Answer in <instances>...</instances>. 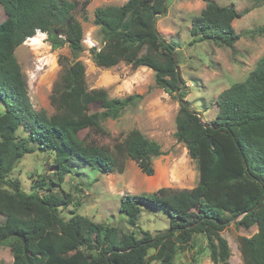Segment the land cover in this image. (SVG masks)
<instances>
[{
  "label": "trees",
  "instance_id": "trees-1",
  "mask_svg": "<svg viewBox=\"0 0 264 264\" xmlns=\"http://www.w3.org/2000/svg\"><path fill=\"white\" fill-rule=\"evenodd\" d=\"M78 6L77 0H0L5 13L0 22V102L4 105L0 112V244L10 248L11 264H173L177 248L186 249L195 233L205 235L213 264H231V250L221 231L235 216L244 229L257 227L251 236L239 238L245 263L264 264V55L243 81L219 94L217 114L205 126L200 112L185 100L187 86L178 75L175 45L156 28L165 0H128L120 6L97 7L94 22L101 28L103 45L91 51L99 67L111 68L122 61L135 69L149 67L156 84L180 102L174 135L197 163L198 183L192 188L162 187L122 196L119 211L132 229L123 223L95 222L75 211L66 220L60 209L73 204V197L38 192L44 186L51 190L52 184L62 185L67 174L80 173L78 165L101 173L123 172L125 165H119L117 156L127 155L150 176L155 171L153 159L163 154L159 142L138 129L115 143L116 155L109 146L80 137L89 105L99 104L102 118H117L143 95L111 98L104 89L87 88L85 65L79 59L84 47L74 13ZM243 13L208 0L191 20L192 42L233 47L240 38L233 21ZM139 16L143 18L136 25L142 32L133 34L130 30ZM37 29L47 32L54 50L68 45L73 57L68 62L60 56L62 72L53 91L51 115L32 106L15 54ZM257 31L263 33L264 26ZM37 149L54 156L57 181L43 179L34 186L36 190L27 192L19 179L9 176L25 155ZM146 211L164 212L169 228L156 235L143 231L139 236L136 229ZM151 248L155 250L148 256Z\"/></svg>",
  "mask_w": 264,
  "mask_h": 264
},
{
  "label": "rangeland",
  "instance_id": "rangeland-1",
  "mask_svg": "<svg viewBox=\"0 0 264 264\" xmlns=\"http://www.w3.org/2000/svg\"><path fill=\"white\" fill-rule=\"evenodd\" d=\"M77 1L79 6L74 13L81 25L80 40L84 47L79 59L85 65L87 88L92 91L104 89L111 98L130 94L143 95L141 100L125 108L117 118H102L100 114L103 110L100 105H89V118L80 131V137L87 142L93 140L105 144L116 155L115 143L123 142L132 129H138L147 138L159 142L163 154L153 159L155 171L150 176L127 155L117 156L119 165L126 167L123 172L114 170L101 173L88 166L78 165L76 169L80 170V173L67 174L62 185L52 184L51 190L44 186V189L39 188L38 192L71 195L73 204L60 209L61 216L66 220L75 211L89 216L95 222L114 226H121L123 223L124 227L132 229L127 224L126 217L119 211L122 196L151 193L162 187H194L199 179L198 166L188 155L185 145L175 139V118L180 102L156 84L154 71L149 67L135 69L124 61L111 68L99 67L93 59L91 48L83 43L84 38L89 35L99 46L103 45L101 28L94 22L97 7L120 6L128 0ZM207 1L165 0V11L156 17V28L176 47L179 71L187 86L185 100L191 108L200 112L203 121L209 122L217 114L216 99L219 94L233 83L243 81L258 59L264 55V32L257 31L264 26V3L256 4L254 0H213L219 5L234 7L238 12H244L242 17L233 21L240 38L233 47H228L206 40L192 42L191 20L200 14ZM141 18L143 16L136 19L131 33L142 32L136 25L137 20ZM4 19L5 13L0 7V22ZM28 42L26 39L18 46L15 54L28 84L32 106L37 111L45 110L51 115L55 111L51 103L53 91L62 72L60 56L67 57L68 62L72 61L73 57L68 45L54 50L48 42L41 44L38 41L40 44L35 48L29 46ZM2 109L4 110V105L1 103L0 112ZM53 157L49 152L37 149L25 155L9 177L19 179L22 188L27 192L36 190L34 186L38 187V182L43 179L57 181ZM239 219L240 217L233 218L221 231L231 250V264H246L240 250L239 238L251 236L257 230L256 225L244 229L238 225ZM169 224V217L164 212L146 211L140 217L136 232L139 236L143 235V231L156 235L166 231ZM154 250L155 248H151L148 256ZM12 260L10 248L0 244V264H11ZM173 264H213L205 235L195 233L193 241L186 249L177 248Z\"/></svg>",
  "mask_w": 264,
  "mask_h": 264
},
{
  "label": "built area",
  "instance_id": "built-area-1",
  "mask_svg": "<svg viewBox=\"0 0 264 264\" xmlns=\"http://www.w3.org/2000/svg\"><path fill=\"white\" fill-rule=\"evenodd\" d=\"M34 37H36L37 41L34 40ZM27 41H29L28 42L29 46H31L33 48L38 47L40 43L41 44H44V43H47L48 42V44H51L49 42V40H48V34H47V32L46 31H43L41 29H37L36 33L33 36L27 38ZM38 41L40 43H38ZM83 43H86L87 46L89 48H91V49H93V48H96L97 50H100L101 49V46H99L98 43L95 42L89 35H87L84 38ZM50 47L52 48V45ZM38 69H40V67H38Z\"/></svg>",
  "mask_w": 264,
  "mask_h": 264
},
{
  "label": "water",
  "instance_id": "water-1",
  "mask_svg": "<svg viewBox=\"0 0 264 264\" xmlns=\"http://www.w3.org/2000/svg\"><path fill=\"white\" fill-rule=\"evenodd\" d=\"M176 59H177V57H176V54H175V61H177ZM177 71H178V75L180 76L179 68L177 69ZM203 122L205 123V124H204L205 126L208 125L205 121H203ZM238 217H239V216H235L234 218L237 219Z\"/></svg>",
  "mask_w": 264,
  "mask_h": 264
},
{
  "label": "crops",
  "instance_id": "crops-1",
  "mask_svg": "<svg viewBox=\"0 0 264 264\" xmlns=\"http://www.w3.org/2000/svg\"><path fill=\"white\" fill-rule=\"evenodd\" d=\"M174 131H176V129H175ZM175 139H176V137H175ZM176 141H177V140H176ZM182 144H183V143H182ZM185 147H186V146H185ZM161 148H162V147H161ZM186 149H187V148H186ZM162 151H163V150H162ZM125 169H126V167L124 168V170H125ZM124 170H123V171H124ZM191 188H192V187H191Z\"/></svg>",
  "mask_w": 264,
  "mask_h": 264
},
{
  "label": "bare ground",
  "instance_id": "bare-ground-1",
  "mask_svg": "<svg viewBox=\"0 0 264 264\" xmlns=\"http://www.w3.org/2000/svg\"><path fill=\"white\" fill-rule=\"evenodd\" d=\"M34 40L37 41L36 37H34Z\"/></svg>",
  "mask_w": 264,
  "mask_h": 264
}]
</instances>
